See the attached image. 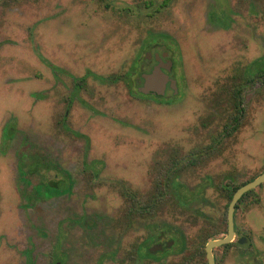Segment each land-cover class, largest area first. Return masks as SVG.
Wrapping results in <instances>:
<instances>
[{
    "label": "rangeland",
    "instance_id": "rangeland-1",
    "mask_svg": "<svg viewBox=\"0 0 264 264\" xmlns=\"http://www.w3.org/2000/svg\"><path fill=\"white\" fill-rule=\"evenodd\" d=\"M163 1L0 0V264H27L25 250L35 264H50L61 226L65 264H97L108 246L119 247V254L103 264H157L136 263L133 249L149 231L144 220L127 215L131 202L119 181L148 199L174 159L186 156L194 163L183 159L181 182L189 189L206 184L210 202L198 205L206 216L181 209L167 194L158 201L162 207L153 222L163 228V244L171 241L174 226L184 231L187 249L164 260L182 264L207 228L227 230L223 186L264 172V79L259 77L244 96L246 112L237 133L213 156H200L232 116L230 88L243 76L239 73L264 56V0H174L158 10ZM219 15L228 28L215 25ZM149 33L169 34L179 44L178 101L135 97L123 80L106 83L97 77L79 92L88 105L71 99L73 82L66 72L124 74L143 53ZM37 48L64 69L60 80ZM12 118L19 133L6 146L5 126ZM75 132L91 139L87 157L85 140ZM86 158L96 162L98 175L85 167ZM21 163L36 184L68 172L74 179L71 193L25 207ZM236 224V242L243 237L249 246L246 252L216 248L219 264H246L244 254L250 252L264 264V184L239 203Z\"/></svg>",
    "mask_w": 264,
    "mask_h": 264
},
{
    "label": "flooded vegetation",
    "instance_id": "flooded-vegetation-1",
    "mask_svg": "<svg viewBox=\"0 0 264 264\" xmlns=\"http://www.w3.org/2000/svg\"><path fill=\"white\" fill-rule=\"evenodd\" d=\"M215 25H217L219 27H222L223 29L224 28H228V23L227 22H222V24L215 23ZM225 25L227 27H225ZM151 34L152 33H149V35L144 40V46H143L144 55H143V53L139 54V56L133 61L130 69L124 74H133L134 89H135L136 92L141 93V94L146 95V96H149L150 97L149 99H153L155 101L156 100L157 101L160 100L161 102H164V100H171L174 97H178L179 95H181V93H178V89H179L180 86H179V80H178V77H177V68H178V65H179V61L177 60L176 53H175V50H174L173 45H172L173 43L171 44V42L162 41L161 39H151V37H150ZM178 47H179V44H178ZM37 49L40 52L39 48H37ZM37 49H36V53H37ZM37 56H38V53H37ZM39 59H40V57H39ZM181 61H182V55H181ZM135 62H137V64H138V69L135 72H132L131 70H132V67H133ZM45 65H47V64H45ZM53 65H55V64H53ZM55 66H57V65H55ZM158 66H161V68L164 71V73H166L172 80L176 81L177 91H175L171 87V85H172L171 81H168V83H167L165 95H157L154 92L143 93L141 91V88L145 84L144 75L151 74L154 71V69L156 67H158ZM57 67H59L61 69V71L58 72V74H59L58 77L53 72L51 67H49V68L54 73L55 78L60 80L62 78L63 73H65V71H64V69H62V67H60V66H57ZM66 73L68 75H70V77L72 78V82H73V92H72L71 99L73 101L75 99H79V100H81V102L83 104L88 105V103L83 98L80 97V94L74 95L75 94L74 90L76 89V87H75V83H74V80H73L72 76H76V75H73V74H71L69 72H66ZM88 74H90V75L87 77L86 82L81 86L80 90L88 83L89 78L97 77L98 79H100V77H106V76L98 75V74L94 73L91 70H89L83 76H76V77H85ZM92 74H94L95 76L92 75ZM124 74H118V75H114L112 77L117 76L118 78H122L121 76H124ZM239 74H243V76H241L239 78V80L234 84L233 88L232 87L230 88V93H231L230 102L232 104L233 112L231 114L232 116L229 119V121L225 123V125L229 124V123H232V126L238 125L239 126L238 128H240L241 119L244 117L245 112H246V108H245V105H244V102H245L244 96L247 95L246 91L248 90V87L250 86V84L253 85L254 77H259V78L264 79V56L254 60L253 62H251L250 64L245 66L243 71L240 72ZM109 77H107L108 81H103L102 79H100V80L102 82H106V83L107 82L108 83H110V82L111 83H115V82H113L111 80L112 77L111 76H109ZM169 90H172V94L171 95L168 94ZM238 95H239V98L235 102V100L238 97ZM35 97L39 98V99H43V97H41L40 94H36ZM237 102L239 103V106L236 104ZM236 117H238V121L236 120ZM15 121H16V119L12 118L5 126V132H4L5 140H4V143L6 144V146H8L15 139L17 134L19 133L18 123H17V121L15 123ZM12 123H15L16 125L13 126ZM237 131L235 133H237ZM76 133H80V132H75V135L78 136V137H81V138H83L85 140V138L82 135H77ZM81 134H83V133H81ZM83 135H85V134H83ZM233 135L224 136V137L230 138ZM85 136L88 137L87 135H85ZM88 138L90 139V137H88ZM220 139H221V137L218 140H220ZM85 145H86V140H85ZM90 146H91V139H90ZM89 150H90V148H89ZM89 150L88 151L86 150V157H87V154H88ZM2 152L4 153L5 149H2ZM86 163L90 165V166L85 165V167L87 169H91L93 171L96 170L98 172V170H97L98 166L96 165V162L88 163L87 162V158H86L85 164ZM93 163H95V165ZM91 164L94 165V166H91ZM59 173H62V174L65 173L66 176L61 178L60 180L55 181V182L43 181V182H38L36 184V183L32 182L31 176L33 175V172H31V169H29L28 167H26L24 164L21 163L19 165V182L22 185L21 189H20V193H21L22 198L25 200L24 206L25 207H31V206H34L41 199H51V198H54V197L70 194L71 190H72V187L74 186V179L71 177V175L68 172H64V171L60 170ZM94 173L96 175L99 174V172L96 173L95 171H94ZM119 183L122 184L121 192L123 191L124 188H127L130 191V189L127 187L126 183H124L123 181H119ZM31 185H33V186L30 189L29 186H31ZM50 186L54 187L56 189L57 193L55 195H49V196L46 195V194H43V193H45L46 188L50 187ZM225 186H227L228 188L233 187L231 185H225ZM38 191H40V192H38ZM130 192L133 193V194H137V193L132 192V191H130ZM122 195H123V193H122ZM123 197H125L128 202H131L130 205L128 206L127 215L129 216V208L132 205V200L127 198L125 195H123ZM137 197H138L137 199H139V200L142 199L141 196H138V194H137ZM129 217L137 219V220L138 219L140 220L142 218L140 215H134V216L130 215ZM227 218H228V216H227ZM78 223L84 224V222L82 220L78 221ZM235 230H236V237H237L238 226L236 224V218H235ZM227 234H228V229H227ZM244 239L245 238L241 237L237 241V243L241 247H244V245H243L245 243ZM63 240H64V231H63V228L61 226L60 227V231H59V235L57 236V242L55 244V247L50 252V258H51L50 264H65L66 254L63 253V251H62ZM233 242H236V238H235V240ZM139 244L140 243H137L135 245L134 249H133V253H134L133 256L135 257L136 263L137 262H142L137 257V254H136V251H135L137 245H139ZM173 244H174L173 240H171L169 242H166L164 244H163V242H159V243H156V244L152 245L149 248L150 249L149 252L151 254H153V255H156V254H158L159 252H161V251H163L165 249V245H167L168 247H171ZM247 248H248V246L246 248H244V249L247 250ZM23 253L26 256L27 264H35L34 259L32 257V253H31L30 250H25ZM117 254H119V247H110V246H108L106 248V250L104 251V253L100 256L97 264H103L108 259H112V258L116 257ZM247 254H248V258L247 259L254 261L255 257H252L253 254H251V252L247 253ZM215 257H216V255H215Z\"/></svg>",
    "mask_w": 264,
    "mask_h": 264
},
{
    "label": "trees",
    "instance_id": "trees-1",
    "mask_svg": "<svg viewBox=\"0 0 264 264\" xmlns=\"http://www.w3.org/2000/svg\"><path fill=\"white\" fill-rule=\"evenodd\" d=\"M174 0H164L162 2V4L159 6V8H157L158 10L164 9V8H168L171 4V2H173ZM222 15H219V18L221 20H217V17H214L216 20L215 23L218 24H222ZM226 22V21H224ZM225 27H227L225 25ZM151 39H161L162 41H166L168 40V42H171V44L173 45V48L175 50V48L178 47V44L176 43V41L174 40V38L166 33H152L150 35ZM37 53L38 56L40 57V59L47 64L49 67H51V69L53 70V72L56 74V76L58 77L59 74L58 72L61 71V69L55 65H53L48 59H46L41 52L38 51L37 49ZM181 64L180 60H179V65ZM138 69V64L137 62L134 63L133 67H132V72H135ZM90 74H88L85 77H76V76H72L74 83H75V87L76 89L74 90L75 94L74 95H78L80 92V88L81 86L86 82L87 77ZM94 75V74H92ZM95 76V75H94ZM112 77V76H111ZM122 78H118L117 76L112 77L111 80L113 82H118L119 80H123L125 82V84L127 85L130 93L135 96V97H139L142 99H149V96L143 95L141 93H138L135 91L134 89V78H133V74H124V76H121ZM110 78V77H109ZM100 79H102L103 81H108L107 77H100ZM110 80V79H109ZM238 97L236 98L235 102L237 101ZM179 100V96L178 97H174L171 100H164V102H176ZM157 101V100H156ZM160 101V100H158ZM85 103V102H84ZM239 106V103H236ZM236 120L238 121V117H236ZM16 123V121H15ZM12 123L13 126H15L16 124ZM238 125H234L232 126V123L226 124L223 126V129L220 133V135H217V137L213 140V144H211L210 146H207L202 152V154H200V156L204 157H210L213 156L214 152L218 150V147H220V144L224 143V140L227 137L224 136H231L233 135L239 128ZM77 135H82L85 140H86V150L88 151L90 148V139L88 137H86L85 135L81 134V133H76ZM221 137L220 140H218ZM220 141V142H219ZM221 148V147H220ZM219 148V151H220ZM204 155V156H203ZM186 156H184V158L182 157H178L177 159H174V164L173 166H171V168H169L167 170L166 175L164 176V178L161 180V184L159 185V189L158 192L156 193V195L153 196H149L148 199H145L143 197H141L142 199H137V194H133L131 193L127 188H124L122 193L123 195H125L127 198L132 200V205L129 208V216H134V215H140L142 218V220H144V225L147 226L148 228V236L145 238L144 241H142L139 245H137L135 251L137 254V257L144 262L147 259H151L157 262V264H164V260L168 258V256H170L172 253L174 254H181L183 253L188 246V241H187V236L184 233V231L180 228V227H175L174 233L170 234L171 238L170 240H173L174 244L171 247H168L167 245H165V249L161 252H159L156 255H153L149 252V248L160 242V238H161V234H163V228L160 227L159 225H154L153 222H155V219L158 217V213L159 210L161 209L162 206H158V201H163L165 200L167 197V194H170L172 199L179 205V207L181 209H186L189 210L190 212L193 213H198L199 215H204V212H201L199 209L200 207H198L199 204L204 203V205H208L210 202V199L207 196V189H206V184H204L203 182L197 186L194 187V189H189L187 188L186 185H184L183 182H181V177H182V173H183V169H184V164L183 162L185 161L186 163H194L193 162V158H191V160H189L187 162V158ZM184 159V161H183ZM95 165V163H93ZM87 166H90L89 164H85ZM91 164V166H94ZM94 168V167H93ZM96 173H98L96 170H94ZM262 174V173H261ZM260 175V174H259ZM259 175L254 176L253 178H251L250 180H248L247 182H244L240 185H235L231 188H228L227 186H223V189L226 192V197L229 200V203L226 205V207L229 209V205L230 202L235 194V192L243 185L247 184L248 182L254 180L255 178H257ZM207 183V182H206ZM158 186V185H157ZM156 186V187H157ZM161 186V187H160ZM40 192V191H38ZM57 193L56 189L54 187H47L45 193L46 195H55ZM252 193H254V190L248 192L247 194H245V196L241 199V201L239 203H242L244 201V199H246L249 195H251ZM199 208V209H198ZM239 208V204L237 205L236 208V212H235V218H236V214ZM228 216V214H227ZM224 225L227 226L228 229V218L227 221L224 218L223 220ZM224 231L227 232V230H224L222 227H217V229H210L207 228L203 234L200 237L199 242L195 245L194 250L192 251V253L190 252L188 255L185 256L182 264H209L208 263V259H207V252H206V245L207 243L211 240V239H216L218 238L219 235H221L222 233H224ZM235 246L237 249L242 250L243 252H246V250L244 248H246L249 245H244V247H241L237 242H233L227 245H224L225 248H231ZM248 255L247 253L244 254V257L246 258ZM216 262L217 264L220 263V260L216 257ZM246 264H259L257 263L255 260H249L246 259Z\"/></svg>",
    "mask_w": 264,
    "mask_h": 264
},
{
    "label": "water",
    "instance_id": "water-1",
    "mask_svg": "<svg viewBox=\"0 0 264 264\" xmlns=\"http://www.w3.org/2000/svg\"><path fill=\"white\" fill-rule=\"evenodd\" d=\"M145 84L141 88L143 93L154 92L157 95H165L168 81L172 82L171 87L177 91L176 81L172 80L161 66L154 69L151 74L144 75ZM264 184V172L254 180L241 186L234 194L228 209V234L221 238L211 239L206 245L207 259L209 264H217L214 250L224 245L232 243L236 238L235 212L237 205L248 192L255 190Z\"/></svg>",
    "mask_w": 264,
    "mask_h": 264
}]
</instances>
